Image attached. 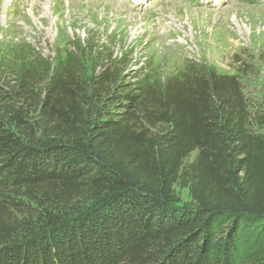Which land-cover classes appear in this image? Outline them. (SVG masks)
Here are the masks:
<instances>
[{"label": "trees", "instance_id": "1", "mask_svg": "<svg viewBox=\"0 0 264 264\" xmlns=\"http://www.w3.org/2000/svg\"><path fill=\"white\" fill-rule=\"evenodd\" d=\"M112 64L0 74V264H241L264 235V97Z\"/></svg>", "mask_w": 264, "mask_h": 264}, {"label": "rangeland", "instance_id": "2", "mask_svg": "<svg viewBox=\"0 0 264 264\" xmlns=\"http://www.w3.org/2000/svg\"><path fill=\"white\" fill-rule=\"evenodd\" d=\"M66 60L82 61L89 73L111 60L125 85L161 84L202 65L238 75L259 105L264 0H0L2 76L22 65L41 73ZM178 192L189 202L187 189ZM241 264H264V235L243 251Z\"/></svg>", "mask_w": 264, "mask_h": 264}]
</instances>
